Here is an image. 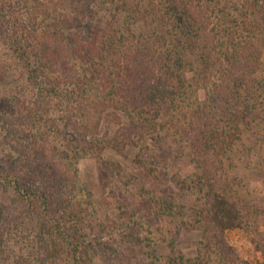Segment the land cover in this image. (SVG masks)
I'll list each match as a JSON object with an SVG mask.
<instances>
[{
    "label": "trees",
    "instance_id": "obj_1",
    "mask_svg": "<svg viewBox=\"0 0 264 264\" xmlns=\"http://www.w3.org/2000/svg\"><path fill=\"white\" fill-rule=\"evenodd\" d=\"M97 3H110L114 13L121 7L127 20H137L139 34L115 19L83 43L81 27ZM0 28L13 50L3 54L19 72L12 83L21 88L8 83L14 93L5 94L0 87V147L8 149L0 180L14 195L0 201V264L155 257L137 227L121 231L96 205L77 165L108 149L149 153L159 120L185 123V114H175L191 107L187 100L200 89L207 104L191 118L200 125L211 104L208 130L196 134L190 121L182 133L206 178V224L223 255L240 259L226 235L246 230L251 216L228 168L244 156L250 135L264 131V0H0ZM188 72L197 74L195 86ZM262 237L249 240L260 259L241 264H264Z\"/></svg>",
    "mask_w": 264,
    "mask_h": 264
},
{
    "label": "rangeland",
    "instance_id": "obj_2",
    "mask_svg": "<svg viewBox=\"0 0 264 264\" xmlns=\"http://www.w3.org/2000/svg\"><path fill=\"white\" fill-rule=\"evenodd\" d=\"M113 20L120 26L133 24L139 34L137 20H127L121 7L114 13L110 3H97L81 27L82 42L91 43L96 30ZM2 35L5 32L0 28V65L4 66L1 74L6 75V81L0 80V87L5 94H11L14 90H21L17 83H12L19 72L13 74L17 65L9 61L7 54H3L5 51L11 54L13 50ZM186 76L193 84L198 80L194 72H188ZM8 83L14 88L11 92L9 86L6 87ZM195 98L187 100L191 107L181 108L175 114L177 118L185 114L188 117L185 123L173 124L172 117L159 120L161 127L152 133V141L148 143L149 153L130 146L122 153L108 149L100 157L82 158L77 165L80 183L93 195L96 205L122 228L121 231L137 227L140 240L147 246L143 247L145 252L155 254L153 258L145 254L130 264H241L242 258L253 262L261 257L260 253L255 254L250 249L249 240L260 241L264 236L263 128L260 135L253 131L250 142L242 149L246 151L245 157L242 156L228 168L233 179L232 189L236 197L248 206L251 216L246 230L226 235L227 244L241 259L236 261L229 255H223L215 241V232L210 231L206 224V178L193 146L183 134L185 129L189 130L190 121L196 124L192 129L196 134L197 130L203 134L208 130L204 123L208 121L211 104L206 106L200 125L191 118L199 107H204L197 106L199 103L207 104V91L200 89ZM262 108L260 118L264 121V106ZM96 119L93 114L91 123H95ZM116 130H112V136ZM258 136H261L260 141L263 139L259 145L256 144ZM3 137L0 134V144ZM0 156H8L6 147H0ZM13 197L10 187L0 180V201L10 202Z\"/></svg>",
    "mask_w": 264,
    "mask_h": 264
}]
</instances>
